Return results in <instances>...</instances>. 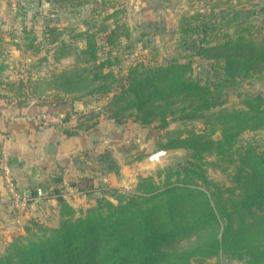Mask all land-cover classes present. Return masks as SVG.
Returning a JSON list of instances; mask_svg holds the SVG:
<instances>
[{"label":"rangeland","instance_id":"374dc122","mask_svg":"<svg viewBox=\"0 0 264 264\" xmlns=\"http://www.w3.org/2000/svg\"><path fill=\"white\" fill-rule=\"evenodd\" d=\"M17 6L14 13L7 0H0V22L4 24L0 26V35H5L0 38V50H3V55H9L8 65L12 67L6 73L4 81L7 85L0 89V99L17 109L34 103L41 113L46 111L43 114L53 113L48 111L62 107V111L53 113L65 116L59 127L72 123L81 131H89L100 123L112 125L104 128L110 131L105 142L103 133L96 131L93 154L86 155L89 159H84L83 165L87 167H80L79 172L83 174L92 170L121 178L124 171L125 185L99 186L98 192L91 197H82L76 211L96 208L105 201L116 205L118 198L124 200L132 195H141L137 186L140 179L146 177H151L159 187H164L167 182L186 188L178 190L184 195L192 196L195 191H201L209 196L200 184L182 182L184 169L190 167L194 160L191 158L193 150L182 147L181 141L191 134L206 135L217 144L212 152L204 154L202 162H206L209 180L222 185L223 190L236 188L233 175L239 165V155L243 156L247 148L264 155V129L238 135L231 149L218 144L221 142L220 125L218 117L212 113L198 120L172 121L163 129L157 124L141 126L133 123L132 119L115 123L108 118L111 110L108 104L115 94L113 91L82 95L92 86L78 79L68 81L63 76L65 73L72 75L75 69L96 72L95 65L86 64L82 55L84 39L91 36L97 42L98 60L108 58L112 63L105 72L111 71L119 82H123L122 78L135 65H139L141 71L173 59L181 62L189 59L197 80L214 83L220 79L216 77L221 73L220 66L217 68L213 61L193 55L189 48L192 42L198 43L205 33L207 40L219 41L226 33L232 38L242 35L264 45V0H18ZM22 53L28 54L23 56ZM255 69L225 85L226 106L239 108L246 97H260L264 101V64ZM20 76L25 80L32 79L27 80L32 84L24 87ZM211 128L215 132L211 133ZM166 150L174 151L173 156L162 163L145 165L151 155ZM245 173L248 182H253L255 177L258 181L262 178L259 170L248 168ZM166 177H170L169 181H165ZM35 189L34 198L37 197ZM241 191L242 188L231 190L230 197H237L239 202L254 199H244ZM47 200V197L29 200L28 207L32 203L34 207L29 210L27 207L25 211L11 209L15 216L31 209L25 218L23 233L13 239L25 236L28 227L58 228L57 209L49 206ZM57 208L59 211L58 205ZM238 215L232 221L234 230L242 224L264 222V203L243 206ZM256 233L259 236L255 242L263 243L261 229ZM209 237V231H200V235L183 234L173 240L171 247L186 250L207 242ZM7 245L0 248V256L6 254ZM191 264H246V258L219 255L215 258H193Z\"/></svg>","mask_w":264,"mask_h":264},{"label":"trees","instance_id":"16d2710c","mask_svg":"<svg viewBox=\"0 0 264 264\" xmlns=\"http://www.w3.org/2000/svg\"><path fill=\"white\" fill-rule=\"evenodd\" d=\"M84 41V62L95 65L96 72L75 69L72 75L63 76L68 81L78 79L92 86L82 95L113 91L108 118L115 123L132 119L141 126L157 124L163 129L172 121L198 120L212 113L220 125L218 144L229 149L243 132L264 129L262 98L246 97L238 108L226 106L223 95L226 84L264 64V45L254 40L242 35L232 38L225 33L219 41H209L205 33L198 43L193 41L189 47L193 55L220 66L221 73L216 75L220 79L210 84L194 77L189 59L184 62L173 59L141 71L135 65L119 82L111 71L105 72L112 65L110 60H98L96 40L86 36ZM210 130L215 132L214 128ZM181 144L193 150L194 160L184 169L182 182L200 184L209 196L201 191L184 195L178 190L186 188L167 182L159 187L151 177H146L137 186L141 195L118 198L116 205L105 201L83 212L58 197V228H26L25 236L7 245L0 264H191L193 258L219 255L246 258V264H264V242H255L258 230L264 237V222L232 228L241 207L264 203V155L249 148L243 156L239 155L233 175L236 188H242L244 199L254 197L252 201L239 202L229 194L236 188L223 190L222 185L206 175L203 156L217 144L206 135L195 134L184 138ZM248 168L259 170L260 181L256 177L253 182L246 180ZM169 179L166 177L165 181ZM200 231L210 232L207 242L180 251L171 247L176 237L200 235Z\"/></svg>","mask_w":264,"mask_h":264},{"label":"crops","instance_id":"0c3cea01","mask_svg":"<svg viewBox=\"0 0 264 264\" xmlns=\"http://www.w3.org/2000/svg\"><path fill=\"white\" fill-rule=\"evenodd\" d=\"M0 26L3 27L4 24L0 22ZM1 37L4 38L5 35L1 34ZM2 40L6 42V39ZM16 53L20 55L19 52ZM3 54L1 49L0 89L6 88L4 79L9 69H12L8 65L9 55ZM23 80L24 87L32 84L27 81L32 79ZM62 109L58 107L48 112L57 113ZM45 112L41 113L38 105L34 103L17 109L0 99V248L9 244L14 236L23 233L25 218H28L31 209L28 210L34 207L33 203L30 204L23 215L15 216L12 212L2 179L3 159H7L10 164L18 189L27 193L28 197H31L30 200L35 199L34 188L45 190V197L48 199L46 203L57 209V216L58 197L76 209L81 204L82 197H91L93 193L98 192L99 186L116 183L125 185L126 182L124 171L121 178L92 170L83 174L79 172L80 167H87L83 165L84 159H89L86 155L93 154L96 131L103 133L102 140L105 142L110 131L104 128H110L112 125L100 123L89 131H81L73 127L72 123H66L62 127L44 126L39 118Z\"/></svg>","mask_w":264,"mask_h":264},{"label":"built area","instance_id":"2783aa9c","mask_svg":"<svg viewBox=\"0 0 264 264\" xmlns=\"http://www.w3.org/2000/svg\"><path fill=\"white\" fill-rule=\"evenodd\" d=\"M10 6L11 11L14 13L18 10V0H7ZM65 116L62 113L53 114V113H46L40 116L39 121L44 126H60V124L64 121ZM2 179L9 195V203L10 208L15 211H25L28 207V203L30 197H28L27 193L20 192L17 184L15 182L12 169L10 164L8 163L7 159H3L2 165ZM36 199L45 198V192L41 188L35 189Z\"/></svg>","mask_w":264,"mask_h":264},{"label":"water","instance_id":"95a60500","mask_svg":"<svg viewBox=\"0 0 264 264\" xmlns=\"http://www.w3.org/2000/svg\"><path fill=\"white\" fill-rule=\"evenodd\" d=\"M74 107H77V104L74 105ZM174 151L172 150H166V151H160L157 152L153 155H151L147 160L145 165L146 166H152L155 163H162L163 161H165L166 158H169L171 156H173Z\"/></svg>","mask_w":264,"mask_h":264}]
</instances>
